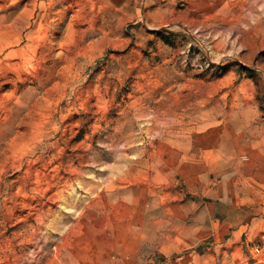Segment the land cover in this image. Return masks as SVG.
Instances as JSON below:
<instances>
[{
  "label": "rangeland",
  "instance_id": "1",
  "mask_svg": "<svg viewBox=\"0 0 264 264\" xmlns=\"http://www.w3.org/2000/svg\"><path fill=\"white\" fill-rule=\"evenodd\" d=\"M231 183L264 220V0H0V264L225 244Z\"/></svg>",
  "mask_w": 264,
  "mask_h": 264
},
{
  "label": "crops",
  "instance_id": "2",
  "mask_svg": "<svg viewBox=\"0 0 264 264\" xmlns=\"http://www.w3.org/2000/svg\"><path fill=\"white\" fill-rule=\"evenodd\" d=\"M229 188L230 190L226 194H223L222 192L215 193L214 202L211 206L214 215L216 213L219 215V217L225 215V221H228L231 227L235 226L232 230V237L230 238V240L227 243L225 242V244H223L221 242V239L216 240V236H214V238L206 241V243H209L211 245H209L202 251L192 250L186 253H182L181 250L177 251L169 249L164 253V256L162 257V259L166 261V264H264L263 252L260 255H257V257L260 256L259 258H255V256L253 257L254 259L249 258V255L245 252H242L244 257L242 254H236L237 252L235 251V248L243 242L244 235V238L248 239L249 237L254 236L255 232H260L261 230L264 231V220L252 219L249 223L240 224L243 223L241 217L243 215L242 212L244 211V207L232 200L234 198V195L237 194L238 187L237 185L235 186L231 183L229 185ZM227 198H230L229 204ZM197 200H200V198H197ZM201 204L202 202L199 203V205ZM194 212L199 213L200 215L206 214V210L204 208L200 210L199 206H197V209ZM156 221L150 223H157ZM214 222L216 223L217 219H214ZM228 246L233 247L232 251L230 249L231 252H229V248L225 249V247ZM139 260L140 256L136 254L131 259V264H156V259L154 257H150L141 263H139Z\"/></svg>",
  "mask_w": 264,
  "mask_h": 264
},
{
  "label": "built area",
  "instance_id": "3",
  "mask_svg": "<svg viewBox=\"0 0 264 264\" xmlns=\"http://www.w3.org/2000/svg\"><path fill=\"white\" fill-rule=\"evenodd\" d=\"M263 245L260 243H255V242H249V243H245L243 246V251L248 254L251 255L253 257L260 255L263 252ZM156 264H166L165 260H159L156 261Z\"/></svg>",
  "mask_w": 264,
  "mask_h": 264
},
{
  "label": "bare ground",
  "instance_id": "4",
  "mask_svg": "<svg viewBox=\"0 0 264 264\" xmlns=\"http://www.w3.org/2000/svg\"><path fill=\"white\" fill-rule=\"evenodd\" d=\"M38 259V258H37Z\"/></svg>",
  "mask_w": 264,
  "mask_h": 264
}]
</instances>
